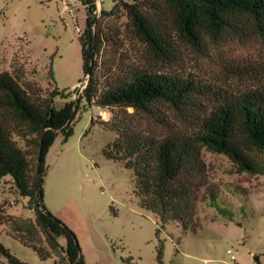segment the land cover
Here are the masks:
<instances>
[{
    "label": "trees",
    "instance_id": "trees-1",
    "mask_svg": "<svg viewBox=\"0 0 264 264\" xmlns=\"http://www.w3.org/2000/svg\"><path fill=\"white\" fill-rule=\"evenodd\" d=\"M77 1L85 11L78 42L87 79L78 101L57 107L54 98L61 92L43 93L37 83L24 80L21 66L0 72V180L9 175L33 213L0 214V225L53 264H87L76 233L43 199L45 156L58 134L63 142L72 135L81 99L111 113L98 122L114 134L101 153L132 172L138 205L159 219L156 237L171 221L183 233H195L196 205L203 197L226 213L218 206L203 150L227 156L237 173L264 174V59L232 62V83L222 88L191 75L158 72L147 56L177 58L175 38L197 49L245 31L264 40V0H114L100 13L96 0ZM126 39L135 45L130 54L123 51ZM160 106L173 110L185 126L170 123ZM136 116L166 130H146ZM162 259L158 239L157 264ZM123 262L130 264V258ZM0 264L29 263L0 242Z\"/></svg>",
    "mask_w": 264,
    "mask_h": 264
},
{
    "label": "rangeland",
    "instance_id": "rangeland-1",
    "mask_svg": "<svg viewBox=\"0 0 264 264\" xmlns=\"http://www.w3.org/2000/svg\"><path fill=\"white\" fill-rule=\"evenodd\" d=\"M113 3L96 0L97 13ZM84 19V7L77 0H0V72L21 66L24 80L37 83L43 93L54 88L61 92L54 98L57 107L67 100L78 101L87 80L78 42ZM125 21L123 12L118 22ZM240 35L218 44L208 41L204 49L175 38L177 58L171 61L146 52L158 72L191 75L225 88L232 83V62L264 59V40L253 32ZM133 43L126 39L123 51L134 52ZM160 109L170 123L185 126L173 110ZM110 115L81 99L72 135L63 142L58 134L45 156L44 203L76 233L87 264H124V258H130V264H157L158 239L163 243L162 264H264V174L237 173L227 156L203 150L218 190V206L226 213L203 197L196 205L195 233H183L171 221L156 237L159 219L138 205L132 172L101 153L114 134L98 122ZM138 123L156 133L166 130L148 117H139ZM27 202L9 175L0 180V214L32 217ZM0 242L29 264H53V259H39L8 235L3 224Z\"/></svg>",
    "mask_w": 264,
    "mask_h": 264
},
{
    "label": "built area",
    "instance_id": "built-area-1",
    "mask_svg": "<svg viewBox=\"0 0 264 264\" xmlns=\"http://www.w3.org/2000/svg\"><path fill=\"white\" fill-rule=\"evenodd\" d=\"M227 252L230 253V258H231V259H234V256L232 255L231 250L228 249Z\"/></svg>",
    "mask_w": 264,
    "mask_h": 264
},
{
    "label": "crops",
    "instance_id": "crops-1",
    "mask_svg": "<svg viewBox=\"0 0 264 264\" xmlns=\"http://www.w3.org/2000/svg\"><path fill=\"white\" fill-rule=\"evenodd\" d=\"M46 205V204H45ZM47 206V205H46ZM47 208H48V206H47ZM49 209V208H48Z\"/></svg>",
    "mask_w": 264,
    "mask_h": 264
}]
</instances>
